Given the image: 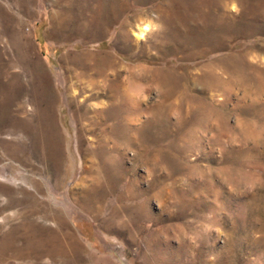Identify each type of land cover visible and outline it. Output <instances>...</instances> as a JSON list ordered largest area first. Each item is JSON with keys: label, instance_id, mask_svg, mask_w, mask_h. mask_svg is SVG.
Masks as SVG:
<instances>
[{"label": "rangeland", "instance_id": "rangeland-1", "mask_svg": "<svg viewBox=\"0 0 264 264\" xmlns=\"http://www.w3.org/2000/svg\"><path fill=\"white\" fill-rule=\"evenodd\" d=\"M0 264H264V0H0Z\"/></svg>", "mask_w": 264, "mask_h": 264}, {"label": "bare ground", "instance_id": "bare-ground-1", "mask_svg": "<svg viewBox=\"0 0 264 264\" xmlns=\"http://www.w3.org/2000/svg\"><path fill=\"white\" fill-rule=\"evenodd\" d=\"M149 24H143L139 27V32L141 35L145 34L149 29Z\"/></svg>", "mask_w": 264, "mask_h": 264}]
</instances>
